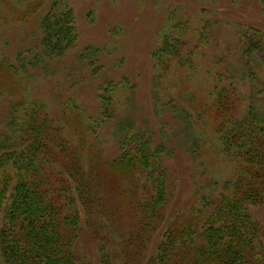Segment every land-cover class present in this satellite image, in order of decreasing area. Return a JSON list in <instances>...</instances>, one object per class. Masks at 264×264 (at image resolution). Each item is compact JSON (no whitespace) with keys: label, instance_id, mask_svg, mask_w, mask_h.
Listing matches in <instances>:
<instances>
[{"label":"rangeland","instance_id":"374dc122","mask_svg":"<svg viewBox=\"0 0 264 264\" xmlns=\"http://www.w3.org/2000/svg\"><path fill=\"white\" fill-rule=\"evenodd\" d=\"M66 1L75 13L78 40L63 56L49 59L42 53L39 24L52 0H0V55L18 66L21 59L32 60L36 54L46 60L5 79L0 92V135L9 128L12 104L24 98L43 102L72 143L82 137L86 150L94 147L99 166H87V173L97 181L101 202L94 203V233L82 212L75 244L78 263L145 264L160 252L167 226L181 220V215L205 209L199 222L203 229L207 211L215 210L224 191L223 182L234 178L236 164L219 148L212 107L218 92L224 89V96L232 99L235 94L229 92L234 88L239 91L232 99L234 114L240 118L245 113L250 85L240 79L242 40L248 28L264 33V5L260 0ZM178 22L185 24L182 54H193L192 62L184 69L175 62L169 76L159 80L152 53ZM258 72L264 85V68ZM106 87L115 112L97 127L92 120L100 116L99 95ZM169 102L190 118L176 115ZM130 126L151 138L153 146L166 145L162 167L170 199L162 223L153 232L114 196L112 182L116 184L124 171L116 163L122 154L120 138ZM48 178L57 183L49 173ZM137 201L138 197L135 209ZM250 211L261 232L246 264H264V203L251 206Z\"/></svg>","mask_w":264,"mask_h":264},{"label":"trees","instance_id":"16d2710c","mask_svg":"<svg viewBox=\"0 0 264 264\" xmlns=\"http://www.w3.org/2000/svg\"><path fill=\"white\" fill-rule=\"evenodd\" d=\"M260 2L264 5V0ZM39 25L42 53L49 59L63 56L78 40L75 13L66 0H52ZM184 31L185 24L178 22L153 51L159 80L169 76L175 62L180 69L191 65L193 54H182ZM44 56L21 59L18 66L0 55V92L5 89V79L19 74L27 65L45 63ZM240 64V79L250 85L245 113L240 118L234 114L232 99L239 95L234 88L229 92L235 94L232 99L224 96V89L218 92V101L212 107L219 148L236 164L234 178L223 182L224 191L215 210L207 211L203 229L199 222L205 209L181 215V220L167 226L160 252L145 264H246L247 256L257 248L261 227L250 207L264 203V85L258 72L264 68V33L260 29L245 31ZM104 89L99 95L100 116L92 120L97 127L115 112L108 87ZM168 104L176 115L190 118L176 104ZM122 135V154L116 163L124 171L116 184L112 182L114 196L134 210L141 226L153 232L162 223L170 199L162 167L166 145L153 146L151 138L132 131L131 126L124 128ZM78 141L74 144L65 136L43 102L22 98L12 104L9 128L0 135V264H79L75 244L83 223L82 212L95 231L94 203L101 201L97 181L87 173V166H99L100 159L94 147L86 150L85 139L80 137ZM140 189L143 196H139Z\"/></svg>","mask_w":264,"mask_h":264}]
</instances>
